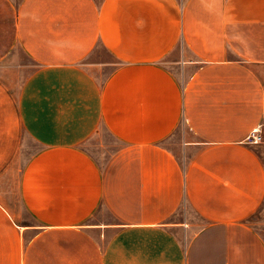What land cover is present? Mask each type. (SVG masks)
<instances>
[{
  "label": "crops",
  "instance_id": "obj_1",
  "mask_svg": "<svg viewBox=\"0 0 264 264\" xmlns=\"http://www.w3.org/2000/svg\"><path fill=\"white\" fill-rule=\"evenodd\" d=\"M23 132L0 264H264V0H0Z\"/></svg>",
  "mask_w": 264,
  "mask_h": 264
},
{
  "label": "rangeland",
  "instance_id": "obj_2",
  "mask_svg": "<svg viewBox=\"0 0 264 264\" xmlns=\"http://www.w3.org/2000/svg\"><path fill=\"white\" fill-rule=\"evenodd\" d=\"M100 134L103 136L101 140L108 139L106 133L101 129ZM99 138H95L93 142H98ZM21 145V148H20ZM17 147V160L11 162L0 161V201H9L16 208L19 209V198L17 196V178L21 168L24 165L25 160L29 154L38 149V145L33 142L26 133H22L21 144ZM92 149V147L90 148ZM19 157V160H18ZM185 213H192L188 204L183 205ZM264 221V209L263 213L253 219L254 223H260Z\"/></svg>",
  "mask_w": 264,
  "mask_h": 264
},
{
  "label": "built area",
  "instance_id": "obj_3",
  "mask_svg": "<svg viewBox=\"0 0 264 264\" xmlns=\"http://www.w3.org/2000/svg\"><path fill=\"white\" fill-rule=\"evenodd\" d=\"M247 141L252 143H258L261 141V135L259 131H253L251 135L247 137Z\"/></svg>",
  "mask_w": 264,
  "mask_h": 264
}]
</instances>
